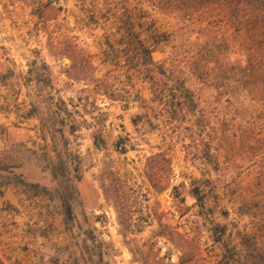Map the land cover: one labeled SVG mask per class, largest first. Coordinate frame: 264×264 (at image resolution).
I'll return each instance as SVG.
<instances>
[{
    "label": "rangeland",
    "instance_id": "1",
    "mask_svg": "<svg viewBox=\"0 0 264 264\" xmlns=\"http://www.w3.org/2000/svg\"><path fill=\"white\" fill-rule=\"evenodd\" d=\"M0 264H264V3L0 0Z\"/></svg>",
    "mask_w": 264,
    "mask_h": 264
},
{
    "label": "trees",
    "instance_id": "2",
    "mask_svg": "<svg viewBox=\"0 0 264 264\" xmlns=\"http://www.w3.org/2000/svg\"><path fill=\"white\" fill-rule=\"evenodd\" d=\"M259 1L260 3H264V0H257ZM149 53L151 54V51H149Z\"/></svg>",
    "mask_w": 264,
    "mask_h": 264
}]
</instances>
